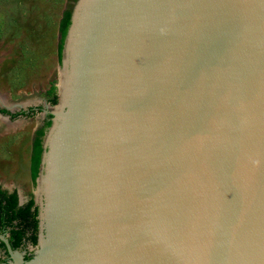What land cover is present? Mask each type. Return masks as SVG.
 I'll return each mask as SVG.
<instances>
[{
    "label": "water",
    "instance_id": "1",
    "mask_svg": "<svg viewBox=\"0 0 264 264\" xmlns=\"http://www.w3.org/2000/svg\"><path fill=\"white\" fill-rule=\"evenodd\" d=\"M61 72L13 264H264V0H85Z\"/></svg>",
    "mask_w": 264,
    "mask_h": 264
},
{
    "label": "rangeland",
    "instance_id": "2",
    "mask_svg": "<svg viewBox=\"0 0 264 264\" xmlns=\"http://www.w3.org/2000/svg\"><path fill=\"white\" fill-rule=\"evenodd\" d=\"M74 2L0 0V101L18 109H33L29 116L14 117L7 124L0 120V163L4 167L14 164L16 169L21 159L25 164L44 117L36 108H54L50 102L53 96L58 103L63 54L59 58L57 26ZM15 185L22 201L33 196L38 203L36 183L25 179Z\"/></svg>",
    "mask_w": 264,
    "mask_h": 264
},
{
    "label": "flooded vegetation",
    "instance_id": "3",
    "mask_svg": "<svg viewBox=\"0 0 264 264\" xmlns=\"http://www.w3.org/2000/svg\"><path fill=\"white\" fill-rule=\"evenodd\" d=\"M73 1H75L73 4V7L71 8V10H66L62 13L60 21H59L58 26H57V32L59 35L58 36V40H59L58 45H59V43L62 40L61 32L59 30L60 22L64 16V13L70 12V24L67 27L65 36H64L63 41H62L63 51H64V46H65L63 42H65L67 39L69 28L72 25L73 16L77 13V11L79 10V8L81 7V5L84 3L85 0H72V2ZM58 45H57V51H58ZM61 54H63L62 50H61ZM55 105H57V101H56ZM45 107L46 106H40V107L36 108L37 112L44 114V117L41 120L40 128L38 130V131H42L43 134L40 137L37 134L38 131L34 134V137L32 139V143H31V148L29 151V157H28V159H26L25 164L23 162L24 160L21 159V161H20L21 163L19 162L18 168L15 169L13 167L14 164H12V166H10V167H4L3 164L0 163V191L5 193L7 196H10V195L15 193L17 195V198H18L17 208L24 207L29 202V200L31 198L33 200H34V198L32 196L28 200L22 201L19 197V191L16 188L15 184H16V182H19V180H25V179H28L33 185L36 183V179L39 176L40 168L42 166V160H43L44 152H46L48 149L47 142L49 143V139L51 138V134L53 132V129L57 126V123L59 122L58 118L56 117L55 111L53 110V107H50V106H48L46 108ZM63 109L62 110L60 109L59 111L63 112ZM13 110H16V111H13ZM32 113H33V109H31V108L28 110H26L24 108L18 109L15 106L13 108V106H9V105L6 106V105H4V103H2L0 101V117L2 119H5V121H3V123H5V124H7L14 117L29 116ZM48 122H49V125H47ZM36 139H40V149H41L40 164L38 167L37 178L35 179V181H32V178H31V158H32L33 149H34V142ZM23 157L24 156H22L21 158H23ZM42 184H43V186H42V190H41V196H40L39 203H37L36 200H34V208L37 209V219H38V227H37V231H36L37 244L35 246H32L27 239H24L19 249H13L11 246V232L14 230L16 222L14 220L7 221V218H6L7 216L3 213L0 214V236H2L4 239L7 240V243H8V245L12 251L20 252L23 260H26L25 259L26 257H30V256L32 257L34 255V252L36 251L37 246H38V241H39L40 235L43 234V228L41 226V223H42L41 217L45 212L49 192H47L48 186H47L45 180H43ZM29 234L30 233H28L26 235V238L29 237ZM29 248H33L35 250L33 252L29 253V252H27ZM21 250H23L24 253H22ZM0 264H13L9 250H8L6 244L4 243V241L2 240V238H0Z\"/></svg>",
    "mask_w": 264,
    "mask_h": 264
},
{
    "label": "trees",
    "instance_id": "4",
    "mask_svg": "<svg viewBox=\"0 0 264 264\" xmlns=\"http://www.w3.org/2000/svg\"><path fill=\"white\" fill-rule=\"evenodd\" d=\"M70 24V12H65L64 16L60 22L59 30L61 32L62 40L58 45V56H61L62 50V41L65 36L67 27ZM57 101L56 96L50 100L51 103L55 104ZM49 125V122L47 123ZM38 136L40 137L43 132L38 131ZM40 139H36L34 142V149L31 158V178L32 181H35L38 174V167L40 164ZM18 198L14 193L10 196H7L5 193L0 191V214L3 213L7 217V221L14 220L16 225L14 230L11 232V246L13 249H19L23 240L27 239L32 246L37 244V209L34 208V200L31 198L29 202L22 208H17ZM29 234V237L26 238V235ZM30 257H26V260H29Z\"/></svg>",
    "mask_w": 264,
    "mask_h": 264
},
{
    "label": "bare ground",
    "instance_id": "5",
    "mask_svg": "<svg viewBox=\"0 0 264 264\" xmlns=\"http://www.w3.org/2000/svg\"><path fill=\"white\" fill-rule=\"evenodd\" d=\"M0 119H1L2 121H5V119H2L1 117H0Z\"/></svg>",
    "mask_w": 264,
    "mask_h": 264
}]
</instances>
